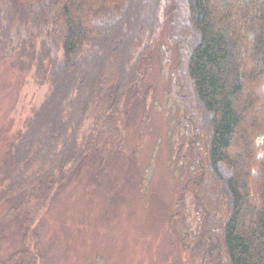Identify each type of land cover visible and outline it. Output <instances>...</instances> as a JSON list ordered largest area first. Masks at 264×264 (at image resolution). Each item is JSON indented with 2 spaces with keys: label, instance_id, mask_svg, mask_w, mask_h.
I'll use <instances>...</instances> for the list:
<instances>
[{
  "label": "trees",
  "instance_id": "16d2710c",
  "mask_svg": "<svg viewBox=\"0 0 264 264\" xmlns=\"http://www.w3.org/2000/svg\"><path fill=\"white\" fill-rule=\"evenodd\" d=\"M169 17L188 85L173 141L185 237L198 257L264 264V0H0V45L26 42L48 83L0 167V206L31 204L25 248L0 264H41L38 214L88 154L120 146L124 99Z\"/></svg>",
  "mask_w": 264,
  "mask_h": 264
},
{
  "label": "rangeland",
  "instance_id": "374dc122",
  "mask_svg": "<svg viewBox=\"0 0 264 264\" xmlns=\"http://www.w3.org/2000/svg\"><path fill=\"white\" fill-rule=\"evenodd\" d=\"M172 21L163 18L139 65V85L124 99L120 146L106 159L88 154L38 214L41 264H219L212 248L198 257L185 237L189 207L179 198L186 177L173 141L176 129L188 125L182 102L188 85ZM19 42L0 45V167L48 90L46 81H34L35 56ZM22 197L0 206V261L25 248L31 204L13 212Z\"/></svg>",
  "mask_w": 264,
  "mask_h": 264
}]
</instances>
